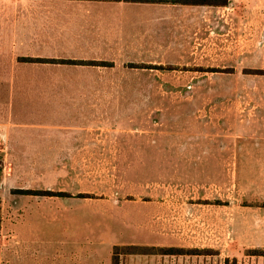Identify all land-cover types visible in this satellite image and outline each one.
Returning <instances> with one entry per match:
<instances>
[{"label":"rangeland","instance_id":"rangeland-1","mask_svg":"<svg viewBox=\"0 0 264 264\" xmlns=\"http://www.w3.org/2000/svg\"><path fill=\"white\" fill-rule=\"evenodd\" d=\"M217 39L218 51L140 55L138 68L112 70L114 83L96 91L112 97L94 103L95 148L0 153V232L12 264H264V248L245 244L255 241L246 208L260 204L254 167L234 165L232 144L217 136L248 121L247 55L237 53L248 38ZM218 65L235 68L197 70ZM12 89L17 133L39 138L87 120ZM10 90L0 85L3 110Z\"/></svg>","mask_w":264,"mask_h":264},{"label":"crops","instance_id":"crops-1","mask_svg":"<svg viewBox=\"0 0 264 264\" xmlns=\"http://www.w3.org/2000/svg\"><path fill=\"white\" fill-rule=\"evenodd\" d=\"M241 23L246 26L244 34ZM229 36L248 38L247 47L237 53L247 55L243 73L248 80L249 115L230 134L217 136L232 144L226 148L234 151V165L254 167L256 180L252 177L251 184H255L258 193L254 195L260 204L246 208L250 219L244 226L255 241L245 244L264 248V0H0V85L11 87L9 108L0 107V128L8 136L9 148H95L97 142L91 141L89 131L95 124L91 120L96 118L94 103H107L112 97L96 91L114 83L109 77L112 70H125L129 65L138 68L140 55L207 53L213 43L218 51L216 38ZM234 46L224 47L236 53ZM232 68L218 65L197 70L233 72ZM12 87H24V96L38 100L47 110L66 114L72 110L73 115L87 120L82 127L53 130L39 138L28 137L25 131L17 133L11 123ZM37 159L48 164L47 153ZM4 238L0 232V264H12L5 251L10 242L4 243Z\"/></svg>","mask_w":264,"mask_h":264},{"label":"trees","instance_id":"trees-1","mask_svg":"<svg viewBox=\"0 0 264 264\" xmlns=\"http://www.w3.org/2000/svg\"><path fill=\"white\" fill-rule=\"evenodd\" d=\"M126 1H128V2H153V1H155V0H126ZM25 60H27V61H32V62H34V61H38V62H42L41 60H34V59H25ZM65 63H71V64H77V63H85V62H76V61H65ZM90 64H93V65H101L102 63H99V62H91ZM168 68H172V69H174L173 67H171V66H169ZM214 71H217V70H214ZM221 72V71H220ZM25 193L27 192V194H36V195H49V194H53V192H49V191H45V192H43V193H31V191H24ZM45 193H47V194H45ZM60 196H63V194L62 193H60ZM263 253V252H262Z\"/></svg>","mask_w":264,"mask_h":264},{"label":"built area","instance_id":"built-area-1","mask_svg":"<svg viewBox=\"0 0 264 264\" xmlns=\"http://www.w3.org/2000/svg\"><path fill=\"white\" fill-rule=\"evenodd\" d=\"M8 136L3 130L0 128V153L6 154L8 150Z\"/></svg>","mask_w":264,"mask_h":264}]
</instances>
